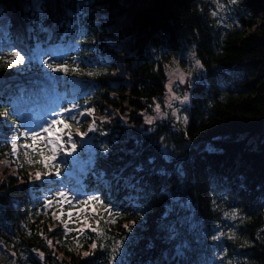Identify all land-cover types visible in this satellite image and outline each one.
Wrapping results in <instances>:
<instances>
[{"label":"trees","instance_id":"16d2710c","mask_svg":"<svg viewBox=\"0 0 264 264\" xmlns=\"http://www.w3.org/2000/svg\"><path fill=\"white\" fill-rule=\"evenodd\" d=\"M255 1L257 16L242 0L231 4L224 25L211 15L209 0H58L55 7L51 0H0L1 11L14 10L25 23L20 33L10 29L19 50L28 51L33 41L72 42L60 59H25L21 67L41 71L51 70L45 60L66 63L68 74L54 73L83 81V93L64 109L76 104L94 112L90 118L62 112L64 124L53 127L60 132L68 125L65 139L71 132L78 151L83 146L74 131L89 136L93 150L80 163V182L62 181L103 201L43 207L58 179L34 181L29 174L43 172L51 153L24 138V130L13 152L7 122L16 118L0 91V264H219L215 257L225 250L223 264H264V0ZM180 40L211 75L194 76L186 91L190 100L180 114L187 123L168 114L149 125L145 116L154 115L167 95L159 50L177 48ZM14 56L0 53L1 71ZM77 65L81 71L73 74ZM106 118L110 122L102 123ZM93 120L97 131H89ZM101 143L112 151L97 158ZM26 153L42 161L29 164ZM66 162L59 163L61 177ZM124 165H131L126 174L142 169L137 175L153 171L159 179L132 188L93 175L110 176ZM133 220L129 233L124 225ZM217 232L223 237L211 241ZM117 241H124L122 249ZM85 251L93 254L84 257Z\"/></svg>","mask_w":264,"mask_h":264},{"label":"rangeland","instance_id":"374dc122","mask_svg":"<svg viewBox=\"0 0 264 264\" xmlns=\"http://www.w3.org/2000/svg\"><path fill=\"white\" fill-rule=\"evenodd\" d=\"M38 1V0H37ZM210 1V13L216 19V22L219 24L228 25L229 18L228 13L231 9V2L230 0H209ZM242 0H236V2H240ZM248 4L247 10L253 4L254 7L251 11L254 15H258L259 6L257 2L254 0H245ZM2 7H0L1 11ZM216 15H213V13ZM49 13V12H48ZM51 14V13H49ZM247 14H250L247 12ZM0 52L3 49H12L13 45L18 41L19 37H12L11 33L9 32L12 28L13 31H18L19 33L25 26V23L22 21L19 13L13 11V14H9L7 12L0 13ZM17 33V32H15ZM52 36L49 33L48 38ZM69 45V44H68ZM175 46V45H174ZM65 47V46H64ZM163 54L158 55L164 56V68L166 73V97L163 100L162 107H159L157 110V106L153 110L154 115H146V118L158 119V118H165L168 114H171L175 119H184V115H181V109L185 104H181L179 101L172 100L171 96L174 93L176 96L183 97L187 90H189L185 85L179 84L176 81V75L178 73H184L186 76L188 74L192 75L193 81L194 76H198L199 72L194 68L195 61V53L193 47L185 41L180 40L177 48L169 47L168 49L160 48L159 52ZM18 51H15V53ZM60 50L56 52L59 54ZM21 55L25 58L31 59H38L49 53L50 55L59 56L55 53L50 52L48 49L47 42H35L31 47V52L25 53L19 51ZM16 56V55H15ZM8 62L7 71L0 70V91L7 99L8 104L11 107V114L12 116L16 117V123L14 122H7V126L9 129V139L13 136L12 129L18 128L21 125H27L28 127H35L37 123L42 122V120H47L48 117L52 116L53 111H58L59 103L64 99L71 100L80 92L82 80L80 79H66L68 85L67 90L62 85L61 82H58V78H54L52 74L48 72H41V73H31L25 71L21 65L16 64V57ZM11 65V66H10ZM173 81L172 91H169L167 85H169V81ZM28 90V91H27ZM27 91V94L25 93ZM30 96V98H29ZM70 97V98H68ZM28 103L27 106L24 104ZM171 104V107H169ZM25 107V108H23ZM23 108V109H22ZM76 109V108H75ZM72 109L71 111H74ZM81 113H84L82 116ZM80 117H88L90 118V114H88L85 109L81 110ZM23 128V127H22ZM55 133L56 130L52 129ZM79 133H83L81 131H76L75 136L77 137V141L80 140L83 148L78 151L77 149L73 150L71 154H67L66 150L60 149L57 153L56 163L62 162L64 159L70 163V168L64 173L63 176L65 178L70 177L75 181L79 180L77 173L81 170L80 163L83 165L85 162L89 161L91 158L90 152H92V144L90 142L89 136L85 135L83 138L80 137ZM43 144L44 149L51 153V146H45L44 141V134L38 139ZM20 138L17 140V147L19 146ZM85 148L87 151H85ZM29 152L32 150H28ZM61 154L62 156H59ZM43 155V154H42ZM51 156V155H50ZM43 156L40 155V159ZM36 160L31 158L27 153L25 154V160L29 164H33V162H41L42 160ZM60 178V175L57 176ZM67 184H62L61 182L58 185H55V189L58 191L59 189L63 188L64 190H70L72 196L78 198L81 196V192L73 187L66 186ZM79 193V195H78ZM87 196L83 197L86 198ZM69 199H72L70 196ZM76 200V199H73ZM72 200V201H73ZM78 200H80L78 198ZM4 253L3 250L0 249V258L1 255ZM3 256V255H2Z\"/></svg>","mask_w":264,"mask_h":264},{"label":"snow or ice","instance_id":"6c2138e0","mask_svg":"<svg viewBox=\"0 0 264 264\" xmlns=\"http://www.w3.org/2000/svg\"><path fill=\"white\" fill-rule=\"evenodd\" d=\"M231 3H236V0H230ZM51 4L53 7H55L58 4V0H51ZM213 15H216V13L214 12ZM153 52H155V49L152 50ZM16 55V64L17 65H22L25 63V57L23 55H21L19 52L14 53ZM44 64L51 69L54 72H63L65 74H68L70 69L67 66V64H52L49 63V61L45 60ZM11 66V65H10ZM194 68L196 70H198L199 74L201 76L204 75H211V73L207 72V69L204 66V63H202L200 60H196L195 61V65ZM80 69L79 66L77 65L76 67L71 69V72L73 74H78L80 73ZM87 76L89 77H93L96 75V73L94 72H88L86 73ZM176 75V81L179 84L185 85L188 89H191L194 86V81L192 79V75L188 74L187 76L184 73H178L175 74ZM172 86H173V81H169V85H167V87L169 88V91H172ZM172 100H176L179 101L181 104H186L189 102L190 100V96L189 94L186 92L183 97H179L176 96L174 93L171 96ZM85 103H87V101H85ZM78 105L73 104L72 105V109L77 108ZM169 107H171V104H169ZM72 109H61L62 112H70ZM157 110H159V105H157ZM85 111L88 114H92L94 112V109L89 107L86 108ZM81 115L83 116L84 113H81ZM7 116L8 114L5 113L3 115V119L7 120ZM60 113L53 111L52 113V119L49 120H42V122H39L36 124L35 127H28L27 125H21L20 127H23L25 130L22 133L24 138H31L33 141L38 140L42 134H44V141H45V146H51V156L46 157L44 159V161H42L43 163V168L44 171L43 172H36L34 174V176L32 174H29L30 176H32V179L34 181H42L44 179L45 176H52V175H56L59 176L61 173L59 171V164L56 163V157H57V153L59 152V150L61 148H64L67 152V154H71L73 152V150H75L77 148L76 143L74 142L73 138H72V133L71 132H67V139H65V133L67 128L69 127L68 125H65L64 130L60 131V132H56L54 133L52 131L53 126H59V125H63L64 124V120L59 119ZM179 119V117H177ZM188 118L185 117L184 118V122L187 123ZM109 119H104L102 121V123H109ZM125 123H127V120H124ZM146 123L151 125L153 123L152 118H146ZM13 136L12 138L9 140V143L12 146L13 152H15L16 148H17V140L20 138V134H19V129L18 128H13ZM89 131H97V127H96V122L95 120H93L92 124L89 126ZM148 131H151V128L148 129ZM80 137L83 138L85 136V133H79ZM101 135L103 136H107L108 133L105 131H101ZM185 136L187 137V132H185ZM161 142H163L164 138L161 137L160 138ZM70 144V147L68 146ZM25 147H31V145H25ZM112 151L111 146L108 143H101L97 146V152H96V157L97 158H104L107 157L110 152ZM164 157L165 159H168L171 157V153L168 152L167 147L165 146L164 149ZM151 162V161H150ZM49 165H51V167H49ZM131 167V165H124L122 167H119L117 169H114L113 172L111 173V175L109 176V174L107 172H101L99 174L97 173H93V175L97 176V179H108L109 183H115V185L118 187L121 182H123L125 187H132V188H136L138 185L143 184L145 185V188H147V186L151 185L153 183V181L158 180L159 177H157L155 175V173L153 171H148L146 174L144 175H137L138 171H143L142 169L138 170L133 168V171L131 174H126L127 169ZM163 174V173H162ZM147 194V192H146ZM72 197V199H69V197ZM172 198L175 199V196L172 195ZM73 199H78L75 196H72V193L70 190L66 191L63 188L59 189L58 191H56L55 193L51 194V196L46 195L44 198V202H43V207H48L50 205H52L55 201V203H59V204H63V203H68L71 204ZM91 201H100V195L93 193L87 196V199L82 201V203H88ZM101 203H103V201H100ZM213 203H215V201H213ZM112 208V205L109 204L108 205V210L110 211ZM138 214H139V218L141 220H143L144 218V209L140 208L138 209ZM227 215V214H226ZM235 218V217H233ZM136 225V221L133 220L131 221L129 224H125L124 228L131 233L133 231V227ZM64 227L65 229L68 228L67 223H64ZM49 231H54V229H49ZM79 231H83V229H79ZM93 231H95V229H93ZM172 235H175V228L171 229ZM224 233L223 232H217L214 235H211L209 237V239L211 241H219L222 237H223ZM171 238V237H170ZM51 243V242H49ZM124 241H117V244H119L121 246H123ZM98 247L96 242H93L91 244V249L95 250ZM102 247V245H101ZM118 249L114 248L113 252H116ZM92 252L89 251H85L83 253L84 257H88L90 255H92ZM13 256L15 255V253L12 254ZM41 258H43V253H40ZM226 257V250L224 252H220L219 255H217L215 257V261L219 262V264H223L224 259Z\"/></svg>","mask_w":264,"mask_h":264},{"label":"bare ground","instance_id":"6f19581e","mask_svg":"<svg viewBox=\"0 0 264 264\" xmlns=\"http://www.w3.org/2000/svg\"><path fill=\"white\" fill-rule=\"evenodd\" d=\"M13 11H14V10H13ZM0 19H1V18H0ZM0 23H2V22H0ZM27 91H28V90H27ZM27 91L25 92L26 94H27ZM29 98H30V96H29ZM27 104H28V103H25L24 105L27 106ZM23 108H25V107H23ZM23 108H22V109H23Z\"/></svg>","mask_w":264,"mask_h":264}]
</instances>
